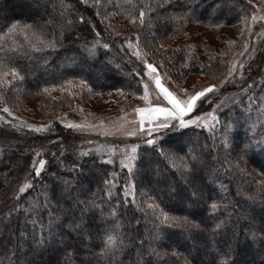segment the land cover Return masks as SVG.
Instances as JSON below:
<instances>
[{
  "label": "snow or ice",
  "instance_id": "1",
  "mask_svg": "<svg viewBox=\"0 0 264 264\" xmlns=\"http://www.w3.org/2000/svg\"><path fill=\"white\" fill-rule=\"evenodd\" d=\"M79 5L97 9L95 15L101 22L112 15H101L100 0H76L71 5L61 2V23L53 13L55 0H35V9L27 19L7 17L0 23V121L14 132L18 130L13 121H20V117L8 106L10 102L14 106L17 84L30 75L40 89L43 75L63 77V65L53 63L62 50L79 54L83 61L95 62L100 60L98 48H102L105 51L101 63L108 67L111 60L107 57L115 48L117 53H123L116 70L122 72V64L133 65L127 73L132 79L126 86L134 94L142 92V100L149 99L151 86L156 102L133 108L139 119L134 130L126 133L137 138L131 149L112 145L110 158L102 157L99 162L94 148L76 150L73 145L69 154L65 147L68 138L59 136L52 125L21 122L19 131L36 133L37 138L41 133H56V139H48L56 151L44 144L29 146L19 149L17 160L8 165L23 175L16 176L11 195L0 193L4 196L0 223L7 221L6 235L0 234V252L8 258V264H61L62 257L78 264H168V254L161 253L156 244L182 234L203 244L202 250L197 249L200 258L194 257L196 264H244L240 256L252 244L259 243L264 249V199L257 200L264 197V171L259 177H250L241 168L250 152L264 154V73H257L260 81H244L241 92L248 104L235 116L219 113L222 102L205 110L204 104L211 106L210 94L237 74L244 77L245 64L232 62L223 75L219 63L200 65L195 59L187 60L182 47L172 50L173 56L179 53V59L172 63V56L165 54V44L157 35L165 41L169 39L171 24L177 20L181 25L192 20L200 22L199 0H125V5L134 10L128 20L140 29L129 36L115 31L111 24L97 30L93 18L79 12L76 30L72 31L73 22L63 9L75 11ZM249 8L253 9L250 14ZM213 12L216 27L221 18L239 19L251 31L250 16L264 32V0H259L258 5H253L252 0H213L208 13ZM81 32L93 36L90 47L89 42L82 41ZM101 32L107 34L106 42L101 43ZM78 40L82 42L77 44ZM245 53L251 57L247 44L240 55ZM157 55L162 59L156 60ZM71 59L75 61L76 56ZM165 61L172 64L175 80L164 70ZM193 70L213 79L221 75V84L209 83L189 91L183 87L185 72ZM251 70L249 64L247 71ZM9 74L12 80L7 79ZM168 83L175 84L176 90H171ZM80 86L91 91L85 79L80 80ZM40 90L48 92L47 87ZM116 91L124 94V88ZM250 108L258 114L256 123L249 124V117L244 115ZM64 127L75 130L82 126ZM241 131L253 134L236 143ZM86 143L91 145L93 141ZM25 156L27 160L19 163ZM107 165L118 166L124 172L123 179L120 171H109ZM238 173L250 177L259 188L245 180L249 190L244 191L236 181ZM96 180L102 181L98 191L93 190ZM257 203L262 209L258 218ZM128 205L135 208L130 220ZM137 211L141 213L139 217L135 215ZM53 254L55 260L51 259ZM259 264H264V259Z\"/></svg>",
  "mask_w": 264,
  "mask_h": 264
},
{
  "label": "trees",
  "instance_id": "2",
  "mask_svg": "<svg viewBox=\"0 0 264 264\" xmlns=\"http://www.w3.org/2000/svg\"><path fill=\"white\" fill-rule=\"evenodd\" d=\"M43 2V0H42ZM61 2L65 4H75L76 0H55V3L57 7L53 9V13L56 16L57 20L61 23L64 22L63 17L60 16L61 9L59 5ZM101 7L99 10L101 11V15H107L108 13H112V15H107V19H105L103 22H101L100 17H97L95 15V12L97 9L88 7L86 5H79L75 11H72L71 9H63L64 15L67 17V19L72 20V31H75V25L77 24V17L76 12L82 13L85 17L91 16L93 20L97 23V30L102 29L105 24H111L115 31H122L123 35H129L134 34L140 29L132 25L130 21L128 20V15L130 12L134 11L133 9H130L125 5V0H100ZM239 2V0H237ZM246 3V0H244ZM213 3V0H199V7H198V13L197 15L200 17V22H196V20L187 21L181 25L180 21H175L171 24V31L169 32V39L166 41L164 40L163 36H161L159 33L157 34L160 36V42H163L165 44V54L168 56H172V63H175L179 59V53H177L175 56H173V49H179L183 48V55L187 60L195 59V61L200 65H209L210 63L215 65L219 63L221 65L220 69L222 72H226L227 67L230 63V55L231 50L227 48L222 47L220 49H216L212 44H207L205 42L199 41L197 43H194L191 41L190 37L185 36L184 33H187L188 28H190L191 25H200L203 27H213L216 24L215 19V13L213 12L211 16L208 15V9L209 6ZM116 5H120L117 7ZM35 9V0H0V23L4 21L7 17H13L17 19H27L29 14ZM239 11V9H237ZM251 8L248 9V13L250 14ZM239 19H225L221 18L219 23L220 25H233L236 22H239ZM176 29H179V31H176ZM66 35L69 33L66 32ZM105 36V38H108L107 34L104 32H101ZM103 36V37H104ZM82 41L89 42L88 46L91 44V41L93 40V36L87 32H81ZM82 41L78 40L76 41L77 44L81 43ZM155 43V42H154ZM192 46V47H189ZM229 50V51H227ZM104 51L102 48H98V55L100 56V60H97L93 62V60L89 59L87 61H83L82 58L79 56V54H75L72 52H65L61 51V54H59V58L54 59L53 63H60L63 65V77L55 74L51 75H43L40 80V89L47 87L48 92L44 93L40 89H38L36 85V80L33 76H26L25 80L23 82H20L17 84V91L14 93L15 95V102L14 106L17 104L19 105V108L26 110V105H33L32 102H35V105L39 107V114L42 118H53V115L56 113V111L62 107V106H69L73 107L75 104L78 103H84L85 100L93 99L91 97L96 98L97 96L101 94H105L107 92H118L116 91V88H124V92L126 93H134V90L129 89L126 85L129 80L132 78L127 75L129 72V69L131 65H123L122 64V72L116 70L115 65L117 63H120V53H117L116 50H112V54L107 57L108 60H111V64L108 67H104V65L101 63V61L104 60ZM76 56L75 61H73L71 58L73 56ZM156 58L162 59L160 55H157ZM165 64L167 66H170L171 70V76L175 80L176 77L173 75L174 70L172 69V64L165 61ZM7 70V69H3ZM224 72V73H225ZM261 70H256L254 73V79L256 81L261 80V76L257 75V73ZM189 74H199L195 72V70L191 72H185V76L187 77ZM206 75V74H205ZM8 80H12V76L9 74L7 76ZM85 79L88 81V84L91 85V91H89V88L87 86H80V80ZM44 81H47L45 83ZM115 86V87H113ZM256 91L258 92L259 89L257 87ZM136 93H140L139 91H135ZM247 97L241 99L238 105L235 107L229 109L230 116H235L240 110L244 109L247 105L248 101ZM0 105L2 106V102H0ZM8 106L14 107L13 103H9ZM245 116H248V123H256L257 118V112L250 108L249 111L244 113ZM260 131L259 126L256 129V134L258 135ZM241 135H244V138H248V136L252 135L253 133L249 132L245 134L243 131L240 132ZM5 136H0L2 139ZM239 138V135L237 136ZM70 138V137H68ZM203 139V137H201ZM236 139V143H238V139ZM241 139V138H240ZM72 141V138L70 139ZM69 140V141H70ZM242 140V139H241ZM43 137L41 138H23L19 141H17L16 146L14 147L16 149V152L7 150V148L1 149L0 154V193H4L7 189H5V185H7L8 181L5 178L7 175H4L7 170L9 178H11V182L13 183V186H16V176L19 175L22 178L21 173H19L18 169L10 170L8 165L12 164L14 161L17 160L19 156V149H26L29 146L35 147L39 145V143H42ZM53 146L49 147L52 148ZM10 149V148H9ZM52 151H55V149L52 148ZM223 154V153H222ZM235 155V153H233ZM97 158V161L99 162V158ZM25 160H27V156H25L24 160H19V163H24ZM264 160V154L256 152V153H249L244 160V163L241 164V168L245 169L249 174L250 177H259L261 172L264 171L260 168L259 162ZM264 162V161H263ZM179 164L180 162L177 161ZM109 171H112L109 165L106 166ZM15 172V174H14ZM250 177H244L242 173H238L236 176V181L239 184V187L242 188L244 191H248V184H246L244 181L247 180L253 188H259V185L257 183H253L250 179ZM8 178V177H7ZM14 179V180H13ZM133 179H137L136 177H133ZM95 184H93V190L98 191L99 188L102 186V181L96 180L94 181ZM11 186V187H10ZM8 186V188L11 190L12 185ZM237 186L236 183H234L233 188ZM116 189H113V192H115ZM11 191H8V195H11ZM264 199V197H258L257 200ZM140 200L139 194H137V203ZM4 203V196L0 195V205ZM10 203V202H9ZM131 211L128 212V219H132V212L135 211L134 205H128L127 206ZM228 211H231V208L228 209ZM262 209L260 207V204L257 203L255 205V215L257 218L261 215ZM135 215L139 217L141 215L140 212H135ZM257 222L258 219H257ZM7 221H4L0 223V234H5L7 232V229L5 227ZM184 235L182 234H175L171 236V239L165 238L161 240L159 243L156 244V247L161 253H167L168 255L165 257L168 261V264H196V259L200 258V255L197 254H190L187 252L185 248H180L175 244V239L181 238ZM186 237V236H184ZM192 242L194 241V244L198 245V247L202 250L203 244L198 239H191ZM170 245L169 247H161V245ZM255 244V243H254ZM252 244V245H254ZM251 245V246H252ZM250 246V247H251ZM261 246V245H260ZM171 253H175V256L171 255ZM10 255V254H9ZM194 257L196 259H194ZM48 254H45V259H48ZM244 258V254L240 256V260ZM51 259L55 260L56 255L53 254ZM0 264H8V258L0 252ZM61 264H78V261H75L73 259H66L61 258ZM106 264V262H105Z\"/></svg>",
  "mask_w": 264,
  "mask_h": 264
},
{
  "label": "rangeland",
  "instance_id": "3",
  "mask_svg": "<svg viewBox=\"0 0 264 264\" xmlns=\"http://www.w3.org/2000/svg\"><path fill=\"white\" fill-rule=\"evenodd\" d=\"M252 3L253 5H258L259 0H252ZM251 11H253L252 8ZM256 11L259 15L258 8ZM249 26L251 31H249L241 21L236 22L233 25H220L219 27H203L194 24L188 28L187 36L190 37L191 41L194 43L203 40V42L207 44H212L216 49H220L221 47L222 49H230L231 55L228 67L231 66L232 62L236 61H242L245 64L244 77L241 78V76L237 74L234 80L222 84L219 87L218 92L210 94L211 106L207 103L204 104L203 107L205 110H209L210 107L214 109L215 105L221 102L222 107L219 109L220 114L235 107L239 104L241 99L245 97L244 93L241 92V87L244 86V81L249 80V83H251V80L254 79V73L256 70H261V73H264V32H262L259 22H252L250 16ZM241 33H243V35ZM101 36L103 37L104 35L101 34ZM107 40L108 38H105L104 36L101 43L106 42ZM246 44L248 46V52H251V57H249L247 53H245L244 56L240 55V53L245 52ZM90 46L91 44L89 47ZM113 49L116 50L115 48ZM120 55L122 56L123 53H120ZM156 60H160V58H156ZM249 64L252 66L251 71H247ZM132 66L133 65H131V67ZM164 70H167L168 75L171 76L172 72L170 66L164 64ZM219 72L223 75L227 74V70L226 72L224 71L225 73L221 70H219ZM221 79V75H218L213 79L207 74H189L184 80L183 87L187 88L189 91H192L193 89L199 90L201 86H207L209 83L220 85ZM167 86L171 90H176L175 84L168 83ZM148 92V100L140 99V96L143 95L142 92L136 94L124 92L123 95L119 92H107L96 98L91 97L93 99L85 100L83 104L78 103L73 107L62 106L56 111L53 118H42L38 113L39 107L35 105V102H32L33 105H26V110H21L18 104L14 107L9 106L12 108L15 116L20 117V121H13L18 129L15 132L9 128L6 123L0 121V136H5L2 139L0 138V154L3 147L7 148L9 151L13 149V151L16 152L14 147L16 146L17 141L23 138L35 139L38 137V134L36 133L19 131L21 122L36 125H52L59 136L66 138L70 137L65 143V147L68 148L69 154L73 151V145L76 147V150L94 148V155L99 158L98 160L102 157L110 158L112 145L119 146L121 150L125 148L130 150L133 144L137 141V138L129 137L126 133L134 130L135 124L139 119V115L133 111V108L145 107L150 103L155 104L156 102V94L151 86L149 87ZM61 121H64V124H76L82 127L75 130L67 129L64 127V124H61ZM24 128L26 129V124L24 125ZM56 133L45 132L39 134L44 140L42 143H39V145L44 144L46 147H51L52 145L48 144V139H56ZM71 138L72 141L70 140ZM236 138L238 139V143L242 140H246L244 135L241 134H239V138ZM87 140L93 141V144H87ZM39 145L35 147H38ZM52 148L56 151L55 147ZM263 161L259 162V166L262 170H264ZM109 167L112 171H120L121 179H123L124 172L119 170L118 166L109 165ZM8 172L9 170L4 173V175H7L5 178L8 181L7 185L4 184L5 189H7L4 193L10 191L8 186L12 185V187H14L11 178L8 176ZM258 223L259 222H257V224ZM175 244L180 248H185L187 252L192 255L201 254L197 251L199 248L198 245L194 244V241L192 242L188 237L183 236L175 239ZM261 259H264V249H262L259 243H255L244 251V258L241 261L244 262V264H248L249 261H251L252 264H259Z\"/></svg>",
  "mask_w": 264,
  "mask_h": 264
}]
</instances>
